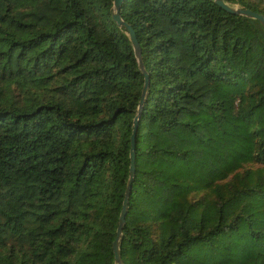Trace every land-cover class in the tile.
I'll return each instance as SVG.
<instances>
[{"label":"trees","instance_id":"trees-1","mask_svg":"<svg viewBox=\"0 0 264 264\" xmlns=\"http://www.w3.org/2000/svg\"><path fill=\"white\" fill-rule=\"evenodd\" d=\"M264 16V0H223ZM112 0H0V264H115L143 82ZM148 74L123 264H264V29L122 0Z\"/></svg>","mask_w":264,"mask_h":264},{"label":"water","instance_id":"water-1","mask_svg":"<svg viewBox=\"0 0 264 264\" xmlns=\"http://www.w3.org/2000/svg\"><path fill=\"white\" fill-rule=\"evenodd\" d=\"M121 1L122 0H112L111 17L113 18V20L116 22L117 25L123 26L126 29V32L128 34V37L130 39V43H131V46L133 49L134 56H135L136 61H137V66L143 74V82H142V85L140 88V94H139V98H138L137 105H136V111L132 117L131 133L129 135L130 146H129V152H128L129 153L128 154V157H129L128 174H127L125 187H124V191H123L121 207H120V210H119V213L117 216V224H116V228H115V234H114V238L111 242L113 261L115 264H123L121 261V258L119 256V253H118V238H119V235L121 233L122 224L124 222V215H125V212L127 209L128 194H129L130 184H131V180H132V176H133V172H134V133H135L138 115H139V112L141 110L144 97L146 96V88H147V84H148V74H147V72H146V70L142 64V60L140 57V49H139V45H138V42L136 40L135 34H134L131 26L127 22H125L119 15V5H120ZM213 1L216 2L218 5H220L221 7H223L224 9H226L229 12H233V13L242 14V15H246V16L256 18L260 22V24L262 25V27L264 29V16L262 14L254 11V10H251L247 7L228 5L223 0H213Z\"/></svg>","mask_w":264,"mask_h":264}]
</instances>
